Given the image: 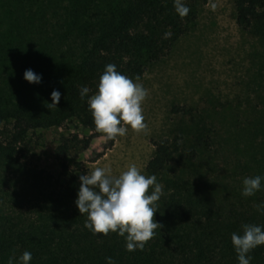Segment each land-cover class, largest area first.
I'll return each mask as SVG.
<instances>
[{"label":"trees","instance_id":"16d2710c","mask_svg":"<svg viewBox=\"0 0 264 264\" xmlns=\"http://www.w3.org/2000/svg\"><path fill=\"white\" fill-rule=\"evenodd\" d=\"M206 2L183 0L189 12L180 17L173 0H0V264L24 251L32 253L31 264H105L106 257L115 264H238L231 234L245 224L264 227L256 209L264 187L241 196L245 177L264 176V99L253 110L256 119L235 126L241 160L211 177L204 167L211 165L215 130L204 116L173 108L190 117L153 143L145 172L157 177L163 195L153 217L160 227L143 250L128 252L123 237L84 228L86 216L74 203L79 176L87 173L79 162L60 161L62 182L24 165L29 132L73 120L92 135L62 137L56 156L86 150L97 132L80 88L93 95L107 64L141 78L193 27ZM233 6L237 27L260 44L264 75V0H233ZM28 69L42 77L38 85L23 79ZM53 90L61 93L57 108L48 106ZM250 255L251 264H264V245Z\"/></svg>","mask_w":264,"mask_h":264},{"label":"rangeland","instance_id":"374dc122","mask_svg":"<svg viewBox=\"0 0 264 264\" xmlns=\"http://www.w3.org/2000/svg\"><path fill=\"white\" fill-rule=\"evenodd\" d=\"M260 52L258 40L237 27L233 0H207L193 27L162 60L134 81L148 90L142 104L145 130H129L125 136L114 138L110 146L109 140L97 132L86 150L73 151L63 158H57L55 153L62 137L76 135L82 139L92 132L74 120L62 128L31 131L27 135L30 151L24 165L43 170L60 182L62 160L69 166L79 162L87 173L107 165L114 175L135 164L147 176L145 166L154 153L153 143L170 138L175 125L190 117L175 113L173 108L178 107L191 110L196 118L204 116L215 130L216 144L209 153L211 165L204 167L208 176L230 172L234 160H241L237 145L242 143L235 139V126L254 119L253 110L263 108Z\"/></svg>","mask_w":264,"mask_h":264},{"label":"clouds","instance_id":"9594fccd","mask_svg":"<svg viewBox=\"0 0 264 264\" xmlns=\"http://www.w3.org/2000/svg\"><path fill=\"white\" fill-rule=\"evenodd\" d=\"M173 7L180 17L188 14L189 8L183 0H173ZM23 79L29 84H39L42 77L31 69L24 72ZM85 85L79 90L81 100L87 99L95 131L106 140L125 136L129 130L141 132L147 125L143 123L142 104L148 96V90L141 83L117 71L116 65H105L96 85V91L89 96ZM61 93L53 90L49 108L59 104ZM80 186L74 201L80 216H86L84 228L93 235L107 236L115 233L123 237L125 250L133 252L143 250L153 237L154 230L160 225L154 221L157 213L156 202L163 195V185L157 182L155 175H144L135 164L114 175L112 169L97 166L90 173L79 176ZM264 176L245 177L242 182L241 196L252 197L261 191ZM151 191L149 192V189ZM264 215V203L256 206ZM231 244L238 264H251L250 253L264 245V227L245 224L240 233L231 234ZM32 253L24 251L20 256H9L7 264H31ZM105 264H115L111 257L105 258Z\"/></svg>","mask_w":264,"mask_h":264}]
</instances>
